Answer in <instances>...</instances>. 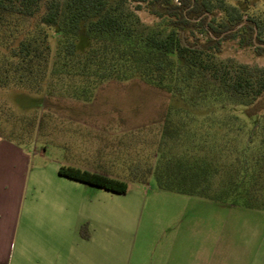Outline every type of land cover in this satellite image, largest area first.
Returning <instances> with one entry per match:
<instances>
[{"label":"trees","instance_id":"trees-1","mask_svg":"<svg viewBox=\"0 0 264 264\" xmlns=\"http://www.w3.org/2000/svg\"><path fill=\"white\" fill-rule=\"evenodd\" d=\"M131 1L0 0V93L88 103L105 84L141 80L186 99L192 90L203 97L211 92L251 107L262 97L264 67L221 54V43L237 38L239 29L246 45L256 46V30L264 44V22L247 16L243 0ZM142 6L160 21L144 24L135 12ZM194 29L207 33L206 43L190 41ZM43 121L44 115L17 114L0 100V137L7 141L28 149ZM256 126L239 149L241 123H165L158 141L148 144L154 163L131 162L126 178L71 166L59 173L117 194L153 175L162 191L264 210V137L254 149Z\"/></svg>","mask_w":264,"mask_h":264},{"label":"crops","instance_id":"crops-1","mask_svg":"<svg viewBox=\"0 0 264 264\" xmlns=\"http://www.w3.org/2000/svg\"><path fill=\"white\" fill-rule=\"evenodd\" d=\"M45 157L0 137V264H264V210L192 197L136 218L61 165L36 176Z\"/></svg>","mask_w":264,"mask_h":264},{"label":"rangeland","instance_id":"rangeland-1","mask_svg":"<svg viewBox=\"0 0 264 264\" xmlns=\"http://www.w3.org/2000/svg\"><path fill=\"white\" fill-rule=\"evenodd\" d=\"M243 1L249 6L247 16H256L264 22V0ZM130 3L132 8L137 5V2ZM135 12L146 25L160 21L145 6ZM244 34L239 29L237 38L221 43L222 57L264 67V51L256 48L264 47L258 40V30L253 37L256 46L246 45L242 41ZM189 37L194 43H206L208 40L207 33H200L197 29ZM52 45L55 49V40ZM207 94L203 97L192 90L186 99L141 80H131L105 84L96 90L88 103L65 96L48 99L18 90L3 91L0 100L17 114L34 112L40 117L44 115V124L38 125L33 144L28 148L46 154L45 158L34 160L36 176L61 165L126 178L131 162L139 167L143 165V168L154 163L155 147L150 148L148 144L158 141L165 123H241L244 131L238 137L239 149L246 146L249 131L257 125L253 145L254 149L259 146L264 137V94L251 107L231 104L211 92ZM137 135L139 139L132 138ZM97 191L100 203L114 202L116 212L127 206L129 214L136 218L181 214V207L192 198L160 190L153 175L144 184L129 182L126 194L101 188Z\"/></svg>","mask_w":264,"mask_h":264}]
</instances>
